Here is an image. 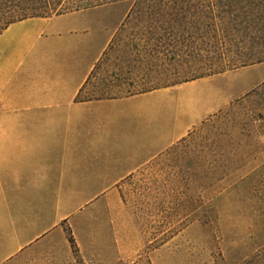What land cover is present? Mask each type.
Masks as SVG:
<instances>
[{
  "label": "crops",
  "instance_id": "0c3cea01",
  "mask_svg": "<svg viewBox=\"0 0 264 264\" xmlns=\"http://www.w3.org/2000/svg\"><path fill=\"white\" fill-rule=\"evenodd\" d=\"M108 6L26 18L0 32V264L70 260L60 225L77 209L70 197L104 194L111 177L125 178L232 98L230 85L205 87L207 108L190 114L184 96L226 73L110 92L135 81L103 73L121 30L98 19ZM116 149H130L119 174Z\"/></svg>",
  "mask_w": 264,
  "mask_h": 264
},
{
  "label": "rangeland",
  "instance_id": "374dc122",
  "mask_svg": "<svg viewBox=\"0 0 264 264\" xmlns=\"http://www.w3.org/2000/svg\"><path fill=\"white\" fill-rule=\"evenodd\" d=\"M8 1L23 7L24 0ZM185 2L108 4L98 19L121 30L103 73L133 75L135 81L110 92L145 91L184 67L180 58L169 66V55L146 56L143 47L159 38L179 47L181 16L199 11L195 1V7ZM7 17L0 13V27ZM223 73L227 78L184 90L193 114L212 98L205 87L223 91L230 85L232 98L222 99L219 109L125 178L111 177L104 194L70 197L77 209L60 223L71 258L62 264H241L264 256V62L218 74ZM129 150L116 149V158L124 160L117 174L129 165Z\"/></svg>",
  "mask_w": 264,
  "mask_h": 264
},
{
  "label": "trees",
  "instance_id": "16d2710c",
  "mask_svg": "<svg viewBox=\"0 0 264 264\" xmlns=\"http://www.w3.org/2000/svg\"><path fill=\"white\" fill-rule=\"evenodd\" d=\"M121 1L126 0H24L23 7L17 8V4L9 2L5 6L3 0H0V13L8 15L0 32L18 20L52 17ZM193 1L198 4L199 11L196 15L181 16L185 27L176 35L181 40L179 47L176 44H162L161 38L156 39L157 43L152 47H143L146 56L157 58L169 55V66L176 58L182 59L184 66L179 70L172 68L173 71L165 79H155V87L147 90L174 86L264 62V0H186L185 4L195 7ZM131 13L132 10L126 19L130 18ZM132 47L138 53L142 51L135 45ZM163 65L154 64L153 67L155 70L162 69ZM241 264H264V256L255 255Z\"/></svg>",
  "mask_w": 264,
  "mask_h": 264
}]
</instances>
